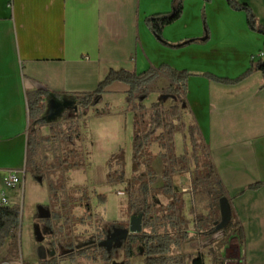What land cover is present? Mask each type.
I'll return each instance as SVG.
<instances>
[{"label": "crops", "instance_id": "crops-1", "mask_svg": "<svg viewBox=\"0 0 264 264\" xmlns=\"http://www.w3.org/2000/svg\"><path fill=\"white\" fill-rule=\"evenodd\" d=\"M241 2L264 26V0ZM172 5L173 0H0V191L5 192L10 204L17 205L23 187L6 188L4 180L10 171L19 172L22 180L28 175L29 92L42 86L50 90L45 104H57L58 99L75 103V94L96 90L110 70L141 73L151 66L168 64L192 73L187 79L186 98L191 112L187 118L199 128L243 232L242 240L237 233L226 235L220 252L227 253L232 264H264V77L261 71H255L237 83H223L205 75L238 78L250 67L252 58L263 51L264 36L249 27L245 11L232 9L226 0H184L181 17L163 29L164 39L170 43L206 40L181 47L163 44L145 19L170 12ZM127 89V85L116 82L108 87L104 100L125 95ZM76 107L57 122L47 119L49 112L43 113V119L58 123L67 118L75 127L61 136L78 140L80 132H74L80 128L79 122L92 116V112L90 108ZM115 115L121 117L118 111L108 116ZM84 127L83 138L87 139ZM186 145L187 141L181 145L179 155L187 151ZM119 149L118 145L109 151L112 155L105 156L99 169L106 167ZM152 152L156 155L152 165L157 174L153 187L159 189L163 186L164 159L160 151ZM89 156L91 162V151ZM125 158L123 162H127ZM66 165L69 160L64 158L59 167ZM77 166L71 175L81 171ZM90 169L89 165L84 172H92V176L83 182L108 183L106 173L103 178L100 170ZM52 171L46 169L40 179L30 173L34 233L22 261L38 263L57 255L60 261L98 264L87 255L73 256L76 247L69 243L68 215L60 208L58 197L61 191L48 178ZM187 172L173 176L179 191L189 189ZM253 184L260 186L251 188ZM38 191L41 193H35ZM118 192L125 191L121 188ZM77 204V226L81 227L86 208L81 202ZM55 213L62 216L52 218ZM39 215L52 221H41ZM210 238L198 237L200 241ZM81 244L84 242L77 246ZM2 253L9 256L7 246Z\"/></svg>", "mask_w": 264, "mask_h": 264}, {"label": "trees", "instance_id": "trees-1", "mask_svg": "<svg viewBox=\"0 0 264 264\" xmlns=\"http://www.w3.org/2000/svg\"><path fill=\"white\" fill-rule=\"evenodd\" d=\"M209 2L211 0H204ZM234 10L245 11L249 27L264 36V26L257 20L251 8L241 0H226ZM184 0H173L172 10L167 13H157L146 17L145 22L156 39L163 44L172 47L205 41L188 39L177 43H170L163 37V29L179 19L183 12ZM255 71H261L264 77V47L261 54L253 57L250 67L238 78L230 80L218 78L212 74H205L211 80L223 83H237ZM192 73L186 70H177L168 64L158 67L151 66L144 72L137 73L127 69L110 70L107 76L99 83L96 90L75 94V103L78 107L93 108L96 115L102 116L110 113L107 108H99L98 104L103 101L108 87L119 82L128 86L126 101L133 111V138H132V163L133 171L126 178L124 169L119 179L126 183L124 189L127 195V212L131 216H142L143 231L141 233L129 234L126 238L124 233L129 228L125 221H114L109 223L99 234L92 236L90 240L77 246L75 244L74 255H87L92 261H101V264H112L116 257L118 244L124 250L125 261L130 260L140 251L144 256V264H205L201 254H180L182 244L190 239L199 237L201 240L212 237L219 231L217 226L221 222V215L214 210L213 214L203 215L194 212L191 221L181 215L186 203L173 183V176L179 172L191 171L192 181L209 186V192L213 195L215 203L222 197H227L222 181L217 173L210 152L204 144L199 128L195 121L186 123L185 116L191 115L187 102V79ZM168 82L167 87L161 90V95L172 102L165 106L164 99L154 102L151 109L147 111L143 100L148 98L155 90L161 79ZM156 85V86H155ZM50 92L46 87L37 86L35 90L28 93V106L30 124L35 128L29 131L28 155H30L33 144L37 142L36 126L41 125L45 111V97ZM185 131V138L189 147L184 154L175 153V137L177 131ZM165 149L161 155L164 159L162 171L163 186L155 189L152 185L157 179L153 168L155 154L150 150L153 143ZM30 157V156H29ZM115 161V155L109 160V166ZM124 164V162H123ZM75 166L77 163L74 164ZM45 171L36 167L31 173L36 178H41ZM109 181L112 179L111 172L108 173ZM43 178V177H42ZM260 184H253L251 188H257ZM50 187V185H49ZM54 196V195H53ZM164 197L166 203L159 202L158 197ZM104 199V197H102ZM229 200V199H228ZM230 202V201H229ZM219 207V202H218ZM215 208V205H214ZM91 206L86 202V212L90 214ZM232 212V207H231ZM62 214H52V218ZM39 220L51 222L52 218L37 216ZM68 219V217L66 218ZM21 212L15 204H2L0 202V251L4 246L8 247L9 257H17L20 243ZM121 231V236L113 238L111 234ZM226 235L237 233L242 240L243 232L239 222L231 214L227 225L222 228ZM226 241L214 244L215 256L219 253ZM57 255L47 257L38 263L23 262V264H59Z\"/></svg>", "mask_w": 264, "mask_h": 264}, {"label": "rangeland", "instance_id": "rangeland-1", "mask_svg": "<svg viewBox=\"0 0 264 264\" xmlns=\"http://www.w3.org/2000/svg\"><path fill=\"white\" fill-rule=\"evenodd\" d=\"M167 85L168 82L165 79H161L158 86L155 85V90L150 93L148 98L143 100V104L147 111L151 109L154 102H157L162 98L164 99L165 106L168 107L171 105L172 102L170 99L161 95V90L167 87ZM125 96L126 94H120L117 95V97H109L110 100L107 98L106 101L103 98V101L98 104V107L110 110V113L106 114L107 116L105 117H103V115H96L94 109L91 108L90 111L92 112V116H87L84 120H81L79 122L80 128H77L76 130L74 129V134L80 132L81 136L78 137V140L70 138L69 141V139L66 140L61 136V134L64 133L68 134L69 130L71 131V129L75 127V125H72V121L67 122V118H63V120L58 123L43 120L41 125L36 126V134H34L33 131V136L37 135L38 145L36 142L31 148L28 162V175L26 176V180L25 178L23 180V190L20 192V200L16 205L21 212L19 254L17 257L12 258L8 255L6 256L4 253L0 254V264H23V262H28L27 260L22 261V258L27 257L28 244L33 243L32 235L34 233V219L31 216L30 211V201L32 200L30 173L31 170L35 169L37 166L44 171L46 169L53 170L48 178L52 181L53 187L57 188L58 191H61L58 197H60V208L66 211L64 213L65 215H68L66 221H68L67 228L69 229L68 236L70 244L75 242L77 245L78 242H86L90 240L92 236L99 234L109 223L114 221H130L132 216L127 212L126 208L128 203L127 195L125 192H118L121 188L125 189L126 187V183L119 179V175L122 173L123 169L126 177H129L133 171V111L131 106L127 103ZM57 101L58 105L55 102H48L46 104L44 112L51 113L47 116L48 120L52 119L57 122V120L62 118L65 113L77 108V105L74 102L64 99H58ZM58 106L59 108L56 109ZM113 111H118L122 118L118 115L108 116ZM184 120L186 123L190 122L187 116L184 117ZM84 125L86 126L85 130L87 139L83 138L85 136ZM30 128V130L34 129L35 124H32ZM118 128L120 132H118ZM53 134L55 136H53ZM184 134L185 131L183 130L177 131L176 133L175 153L177 155L181 153V145L183 147V145L186 144ZM118 145L121 149L114 154L115 161L112 162L111 166L107 164L106 167L102 166V168L99 169L101 165H104L101 161L104 160L105 156H111L112 154H109V151L118 148ZM111 146L113 148H111ZM188 149L189 147L186 145L185 150L188 151ZM150 150L160 151L161 153L166 151L159 147L156 142L151 145ZM89 151L92 152L91 162ZM127 155L129 156L128 159ZM64 158L69 160V165H66L61 169L59 166L62 165ZM124 158L127 162H124L123 164ZM44 160L46 161V164L44 163ZM75 163H77V168H80L81 171L72 172L71 175L70 172L76 169L74 168ZM89 165L92 168L90 171L95 169L99 172L100 170L102 177L104 173L108 175V173L111 172L112 179L109 181L107 176L108 183L105 181L102 182V180H98V183L83 182L86 181V179L88 180L89 176H92V172L91 174L89 171L84 172V170L89 169ZM56 167L59 168L55 169ZM69 167L71 169H67ZM83 174H85V178H83ZM189 174L190 180L187 179V187L189 189L186 191H179L178 187H176L184 201L188 203V206L181 210V215L191 221L195 216L191 213L192 209L194 212L203 215L213 214L215 210V212L220 215V207H218L219 201L217 200L215 203L213 197L215 194L209 192V186L205 187L201 182L196 183L195 180L191 181L193 173L191 171L187 172V177H189ZM155 185L156 184L152 186ZM181 186L180 188H182ZM183 187L185 186L183 185ZM38 189H40V187ZM35 193L40 194L41 191ZM53 194L54 193H52L51 196H53ZM102 197H104V199H102ZM38 198L40 199V197ZM80 198H83L84 200L82 199L81 201H78ZM157 200L166 203L165 198L162 196L158 197ZM51 202L53 205L55 204L54 196L52 197ZM78 202H81V205H84L85 208L86 202L91 206L90 214L84 212L85 216L83 217V222L85 224L81 227L77 226L78 219H76V215L78 214L76 208ZM189 205L192 207L191 209ZM70 220L71 222H69ZM225 238L226 233L224 230H219L213 237L204 241H200L198 237H195L194 239L185 241L182 244L179 253L193 255L201 254L204 258L205 264H232L228 260L227 253L220 252L219 258H216L215 256L216 252L214 244L225 240ZM56 241L58 242V240ZM124 261V250L121 247H117L116 257L112 264H123ZM143 262L144 256L140 251H137V254L130 260L129 264H144ZM97 263L101 264V261H97ZM59 264H77V262L73 259H63Z\"/></svg>", "mask_w": 264, "mask_h": 264}, {"label": "water", "instance_id": "water-1", "mask_svg": "<svg viewBox=\"0 0 264 264\" xmlns=\"http://www.w3.org/2000/svg\"><path fill=\"white\" fill-rule=\"evenodd\" d=\"M219 207H220V215H221V222L217 226L219 230H222L223 227L227 225L231 218V204L227 197H222L219 200ZM143 231V219L142 216H132L129 221V228L124 233V237L126 238L129 234L133 233H141ZM120 247V244H118Z\"/></svg>", "mask_w": 264, "mask_h": 264}, {"label": "built area", "instance_id": "built-area-1", "mask_svg": "<svg viewBox=\"0 0 264 264\" xmlns=\"http://www.w3.org/2000/svg\"><path fill=\"white\" fill-rule=\"evenodd\" d=\"M24 175V173H23ZM22 178L19 172L16 171H10L8 176L4 180V184L6 188H16V187H23V182ZM0 200L4 201V203L9 204V200L5 194L4 191H0Z\"/></svg>", "mask_w": 264, "mask_h": 264}, {"label": "flooded vegetation", "instance_id": "flooded-vegetation-1", "mask_svg": "<svg viewBox=\"0 0 264 264\" xmlns=\"http://www.w3.org/2000/svg\"><path fill=\"white\" fill-rule=\"evenodd\" d=\"M129 223V222H128ZM122 232L119 230H117L115 233L111 234L110 238L113 237V238H116L118 236H121Z\"/></svg>", "mask_w": 264, "mask_h": 264}, {"label": "bare ground", "instance_id": "bare-ground-1", "mask_svg": "<svg viewBox=\"0 0 264 264\" xmlns=\"http://www.w3.org/2000/svg\"><path fill=\"white\" fill-rule=\"evenodd\" d=\"M0 202H1L2 204H8V203H4V201H1V200H0Z\"/></svg>", "mask_w": 264, "mask_h": 264}]
</instances>
